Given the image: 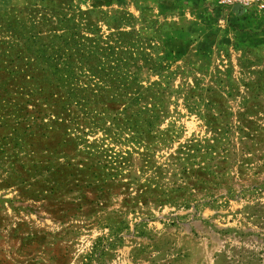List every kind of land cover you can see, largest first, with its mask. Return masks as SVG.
Listing matches in <instances>:
<instances>
[{"label": "rangeland", "instance_id": "1", "mask_svg": "<svg viewBox=\"0 0 264 264\" xmlns=\"http://www.w3.org/2000/svg\"><path fill=\"white\" fill-rule=\"evenodd\" d=\"M0 264H264V1L0 0Z\"/></svg>", "mask_w": 264, "mask_h": 264}, {"label": "built area", "instance_id": "2", "mask_svg": "<svg viewBox=\"0 0 264 264\" xmlns=\"http://www.w3.org/2000/svg\"><path fill=\"white\" fill-rule=\"evenodd\" d=\"M264 0H217L218 4L222 6H227L231 4H238L241 6H251L254 4H260V6H263Z\"/></svg>", "mask_w": 264, "mask_h": 264}]
</instances>
